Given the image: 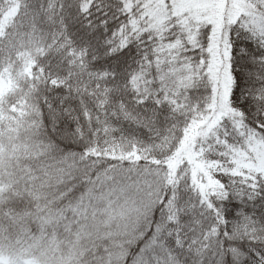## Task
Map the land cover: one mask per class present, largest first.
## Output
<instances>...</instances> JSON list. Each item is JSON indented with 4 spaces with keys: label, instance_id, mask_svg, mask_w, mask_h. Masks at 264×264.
Wrapping results in <instances>:
<instances>
[{
    "label": "trees",
    "instance_id": "obj_1",
    "mask_svg": "<svg viewBox=\"0 0 264 264\" xmlns=\"http://www.w3.org/2000/svg\"><path fill=\"white\" fill-rule=\"evenodd\" d=\"M143 6L0 0V264H264V171L235 161L246 140L264 149V37L228 29L226 108L188 139L208 31L160 38ZM167 42L186 94L158 66ZM124 192L149 200L119 226Z\"/></svg>",
    "mask_w": 264,
    "mask_h": 264
},
{
    "label": "rangeland",
    "instance_id": "obj_2",
    "mask_svg": "<svg viewBox=\"0 0 264 264\" xmlns=\"http://www.w3.org/2000/svg\"><path fill=\"white\" fill-rule=\"evenodd\" d=\"M143 7L144 10L138 14L139 21L146 30L160 35V38L162 37L161 33L164 30L169 31L170 28L173 30L182 28L184 33H188L190 37L198 30L208 31L210 39L204 63L207 66L204 68L203 80L211 92L208 91V104L203 106L206 113L202 120L194 122L193 132L188 139L198 132H201L203 137L215 129V127L213 129L214 117L210 118L211 114L221 113L222 106L226 108L227 88L230 83L224 61L227 54V31L232 24L238 22L264 37V0H144ZM160 54L158 66L162 76L166 81L174 80V91L186 94L191 86V75L186 63L182 64L176 59L177 46L169 45L168 42L162 43ZM215 59L218 60L217 64H214L215 67H209V64ZM215 70L218 74L214 76ZM8 85L10 82L6 78L0 80V97L5 93ZM196 108L199 113H202L201 106ZM185 140L182 141V145ZM244 147L243 150L236 153L235 161L264 171V149L261 145L246 140ZM141 182H143L142 178ZM124 194L125 197L116 208L119 226H121L120 222L125 224L124 217L136 210L135 201L147 199L144 195L138 199L135 193L124 192ZM147 195H152L150 186L147 188ZM97 231L96 229L95 232L97 233Z\"/></svg>",
    "mask_w": 264,
    "mask_h": 264
}]
</instances>
